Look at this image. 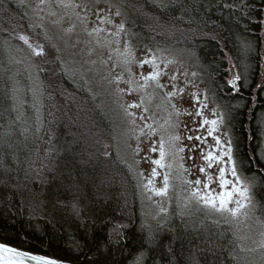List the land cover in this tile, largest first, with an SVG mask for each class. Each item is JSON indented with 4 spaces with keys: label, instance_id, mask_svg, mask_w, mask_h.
Here are the masks:
<instances>
[{
    "label": "trees",
    "instance_id": "trees-1",
    "mask_svg": "<svg viewBox=\"0 0 264 264\" xmlns=\"http://www.w3.org/2000/svg\"><path fill=\"white\" fill-rule=\"evenodd\" d=\"M111 1L135 42L179 48L201 66L264 222V0ZM27 7L0 0V242L73 264H263L206 205L171 200L145 213L114 105L53 52H30L18 35L36 24Z\"/></svg>",
    "mask_w": 264,
    "mask_h": 264
},
{
    "label": "rangeland",
    "instance_id": "rangeland-1",
    "mask_svg": "<svg viewBox=\"0 0 264 264\" xmlns=\"http://www.w3.org/2000/svg\"><path fill=\"white\" fill-rule=\"evenodd\" d=\"M24 1L39 27L38 30L33 22L28 24L31 30L23 41L30 42V52L56 59L51 55L53 52L69 76L89 83L93 90L104 95V101L114 105L120 137L118 149L122 147L120 154L134 165L148 216H159L171 200L183 210H194L196 202L205 205L193 193L199 189L203 196L205 183L212 192H219L220 167L229 169L225 177L237 187L250 185L236 168L241 178L237 181L231 175L232 164L227 163V156H221L231 144L225 114L201 66L190 54L179 48H150L135 42L123 9L111 0H71L69 7L62 6L61 0ZM121 24L123 28L119 27ZM16 57L18 62L14 58V63L21 66L20 54ZM229 64L230 74L237 75L236 67ZM153 72L158 73L156 80L150 78ZM144 77L149 79L145 81ZM233 79L230 76L229 81ZM157 83L162 86L157 87ZM213 120L217 121L215 125L211 123ZM260 121V152L264 158V112ZM161 140L166 153L163 167L153 163L161 159ZM209 153L221 156L223 162L213 160L209 168V160L205 159ZM165 175L168 184L161 192L165 188ZM197 179L201 181L199 185L195 184ZM250 196L251 202L243 201L246 208L236 216L207 207L232 222L240 239L263 257L264 264V222L255 214L251 190ZM235 206L233 200L229 207Z\"/></svg>",
    "mask_w": 264,
    "mask_h": 264
},
{
    "label": "snow or ice",
    "instance_id": "snow-or-ice-1",
    "mask_svg": "<svg viewBox=\"0 0 264 264\" xmlns=\"http://www.w3.org/2000/svg\"><path fill=\"white\" fill-rule=\"evenodd\" d=\"M43 2V0H41ZM61 4L64 7L71 6V0H67V3L64 2V0H61ZM119 15V13H117ZM119 27L123 28V24H121ZM21 40H24L25 37L21 36ZM147 63V62H146ZM158 76V73L153 72L150 76L152 80H156ZM145 81L149 79V77H144ZM235 79H239V77H235L233 80H230L229 83H234ZM157 87H161L159 83L156 85ZM207 123V122H206ZM213 125L217 123V121L213 120L211 121ZM209 135H211V132H209ZM174 139H178V137H173ZM191 139V137H189ZM217 144H219V139H217ZM182 151V149H180ZM166 155L165 153V145L164 141L161 140L160 143V157L161 159L153 161V163L160 165L161 167L164 166L163 164V158ZM221 156H227V163L232 164L231 168V175L236 178V180H240L241 178L237 175V170L235 167V163L233 161L232 156V148L231 144L228 145L226 150H223L221 153ZM221 156H213L211 153L208 154V156L205 157V159L209 160L208 167L211 168V161L216 160L217 162H223L221 160ZM155 169H153V174H155ZM201 172L204 171L203 168L200 169ZM229 171L226 167H220L219 168V176H218V183H219V192H212L209 188V185L207 183L204 184L205 193L203 196H200V190L197 189L193 195L199 197L203 200V203L206 206L211 207L213 210L218 212H228L232 216H236L241 213L242 209L246 208V204L243 203V201H249L251 202V196H250V185L246 184L244 188L237 187L236 183H234L231 180L226 179L225 173ZM201 181L197 179L195 181L196 185H199ZM164 184L165 188L161 189V192L165 191L168 184V176L165 175L164 177ZM238 197V198H237ZM235 200V207H229V204ZM27 257L31 261H34L35 264H58L56 260L41 256V255H35V254H29L25 253L23 251H19L15 248H12L10 246H6L3 244H0V264H23V259Z\"/></svg>",
    "mask_w": 264,
    "mask_h": 264
},
{
    "label": "water",
    "instance_id": "water-1",
    "mask_svg": "<svg viewBox=\"0 0 264 264\" xmlns=\"http://www.w3.org/2000/svg\"><path fill=\"white\" fill-rule=\"evenodd\" d=\"M235 87H237V86L235 85ZM0 244L6 245V246H10V247H12V248H15V249H17V250H19V251H23V252H25V253L39 255V254H36V253H34V252H30V251H26V250H23V249L17 248V247H15V246H12V245L7 244V243H4V242H0ZM41 256H42V255H41ZM44 257H45V256H44ZM47 258H48V257H47ZM50 259H53V258H50ZM53 260H56V259H53ZM56 261L58 262V264H73V263H70V262H67V261H61V260H56ZM23 264H35V262H34V261H31L30 259H28L27 257H25V258L23 259Z\"/></svg>",
    "mask_w": 264,
    "mask_h": 264
}]
</instances>
